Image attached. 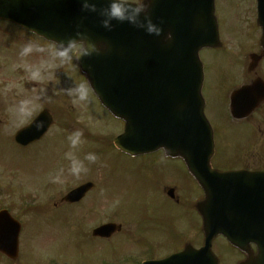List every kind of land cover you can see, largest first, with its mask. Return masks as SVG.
Returning a JSON list of instances; mask_svg holds the SVG:
<instances>
[{
    "label": "rangeland",
    "instance_id": "1",
    "mask_svg": "<svg viewBox=\"0 0 264 264\" xmlns=\"http://www.w3.org/2000/svg\"><path fill=\"white\" fill-rule=\"evenodd\" d=\"M216 16L222 48L200 54L205 73V114L217 134L216 158L235 166L238 157L247 152L264 154V108L251 119L253 134L249 124L235 125L227 113L229 94L247 82L248 56L260 52L261 30L255 28V0H216ZM37 45L46 48L20 30L0 26V210L7 209L23 223L22 264H48L49 259L62 264H96L99 250L84 242L81 235L88 221L86 213L98 212L99 190L93 191L82 207L61 208L60 200L69 191L87 179L95 180L97 186L102 183L108 218L129 223L134 219L136 201L144 221L148 220L147 212H152L149 202L153 201L152 206L162 213L166 204L164 199L153 197L152 183L140 166L142 162L110 147V140L122 134L123 125L88 90L72 62L74 51L72 55L56 54L53 60L51 52L59 50L37 51ZM67 68L71 70L69 76ZM258 71L264 75V62ZM82 94L86 99H81ZM44 110L56 121L46 138L27 149L16 146L15 134ZM77 132L82 135L73 147L70 137ZM68 153L82 163L79 174L71 172ZM88 154L96 156L95 162L85 158ZM242 164L240 159L238 168ZM54 204L59 206L56 210ZM164 215L170 219L180 216V221L183 218L170 205ZM116 239L123 254L130 250V240ZM113 249V242L108 243L106 254L110 259ZM0 264L10 263L0 259Z\"/></svg>",
    "mask_w": 264,
    "mask_h": 264
},
{
    "label": "water",
    "instance_id": "2",
    "mask_svg": "<svg viewBox=\"0 0 264 264\" xmlns=\"http://www.w3.org/2000/svg\"><path fill=\"white\" fill-rule=\"evenodd\" d=\"M111 2L0 0V19L61 46L82 44L77 62L90 87L115 117L126 122L125 134L115 141L117 147L133 156L164 150L169 157L183 159L206 193L200 209L207 239L223 234L243 248L242 237H236L238 223L229 218L239 216L234 211L244 207L247 173L212 168L213 130L202 97L204 74L199 52L204 47L221 46L214 0L197 4L182 0L180 12H172L163 23L153 19L149 0L143 8L132 4L124 19L110 15ZM258 3L264 48V0ZM250 95L263 97L264 88L258 85ZM51 124V118L43 114L19 132L16 140L21 145L37 141ZM85 189L70 194L66 201H78ZM119 229L107 226L97 233L109 235ZM20 231V224L8 212L0 213V253L13 261L19 255ZM204 257L202 250L198 264ZM255 261L264 264V256ZM156 264L190 263L180 254Z\"/></svg>",
    "mask_w": 264,
    "mask_h": 264
},
{
    "label": "flooded vegetation",
    "instance_id": "3",
    "mask_svg": "<svg viewBox=\"0 0 264 264\" xmlns=\"http://www.w3.org/2000/svg\"><path fill=\"white\" fill-rule=\"evenodd\" d=\"M47 47L51 50L58 49L52 45H47ZM59 60L63 61V59ZM67 64L65 63V65ZM255 77V75H247V82L242 86L250 85ZM252 117L244 121L249 123L244 124L250 125L248 129L253 134L255 126L251 123ZM238 158L244 163L239 168L240 159L237 160L235 166H227L224 164V159H217L216 165L218 164V166L216 168L223 171L244 169L255 175L248 176L245 180L243 216H241L240 211H237L239 216L229 218L234 222L242 223V226L238 227L243 230L239 233L244 240L242 250L233 246L224 236L207 240L204 232V220L198 208L204 201V192L189 175L181 160L167 158L163 152H159L132 159L142 162L140 166L145 170L147 178L152 183L153 197L157 200L164 199L166 204V212L164 211V213H167V208L170 205L173 210L182 215V220H179L181 219L180 216H175L173 219L165 216L164 213L152 206L153 201L149 202L152 212H147L148 220L146 221L139 216L138 208L140 205L137 201L133 205L134 219L130 223H124L122 219L111 220L110 218L108 220L106 198L105 195L103 196L102 183L99 182L98 212L91 214L93 211L96 212V210H91L86 213L88 219L85 225L86 232L81 235L84 242L92 243L99 250V258L96 264H145L162 261L180 253L186 255V260L190 264H198L199 258L196 252L202 250L205 257L201 264H243L251 258L255 259L264 254V178L257 176L264 173V154L247 152ZM246 162L257 164V167L252 168ZM96 186L94 184V189L82 201L63 205H67L69 208L81 206L88 196L97 190ZM107 223L121 224L123 228L121 232L114 233L109 237L93 236L94 229ZM128 224L131 226L126 229ZM177 225L179 230L176 229ZM117 237H125L130 240L131 248L129 251L123 254L118 249L117 242L120 240L116 239ZM111 242H113L114 256L110 259L106 254V249L107 244ZM51 263L62 264L57 259H51Z\"/></svg>",
    "mask_w": 264,
    "mask_h": 264
},
{
    "label": "clouds",
    "instance_id": "4",
    "mask_svg": "<svg viewBox=\"0 0 264 264\" xmlns=\"http://www.w3.org/2000/svg\"><path fill=\"white\" fill-rule=\"evenodd\" d=\"M133 7L131 3H129L127 6L122 2V0H112L110 4V15L113 18H118V19H124L126 18V15L129 11V9ZM81 99H86V96L82 94ZM82 135V133L77 132L75 136L70 137L72 146L75 147L77 143L79 142V138ZM67 158L72 160V167H71V172L73 174H79V172L83 169L82 163L79 161L75 160L71 153L66 154ZM87 160L91 162H95L96 156L94 154H88L85 157Z\"/></svg>",
    "mask_w": 264,
    "mask_h": 264
}]
</instances>
